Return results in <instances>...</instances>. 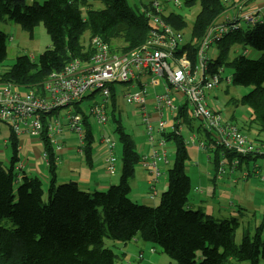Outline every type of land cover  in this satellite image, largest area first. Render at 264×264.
Listing matches in <instances>:
<instances>
[{
    "label": "trees",
    "instance_id": "16d2710c",
    "mask_svg": "<svg viewBox=\"0 0 264 264\" xmlns=\"http://www.w3.org/2000/svg\"><path fill=\"white\" fill-rule=\"evenodd\" d=\"M32 1L0 0V24L9 18L33 34L35 27L43 23L51 37V47L38 59L29 54L19 55L9 69L0 71V82L38 90L52 72L61 70L70 60H85L93 54L81 42L87 31L119 52H127L142 47L152 27L147 15L150 2L140 3L135 11L127 0H94L105 5L97 9L91 0ZM196 2L201 9L193 22L190 38L179 52L187 50L194 61L209 26L230 10L225 0H186L188 6ZM162 17L178 31L187 26L186 17L180 13L171 12ZM246 25L245 29L240 26L218 41L220 50L217 57L211 58L210 65L213 69L231 67V83L254 87L242 96L241 102L253 108L264 136V20ZM241 40L261 51V56L238 54L230 59L233 44ZM7 55L8 35L0 27V64ZM114 93L112 86L113 96ZM110 110L108 106V115L115 120L122 143L121 175L119 182L92 192L73 180L59 182L54 146L47 135L41 138L51 163L49 187H44L40 176L17 169L21 144L11 127L9 167L0 161V264H115L117 255L105 246L106 237L125 243L139 237L159 246L179 264H196L199 255V264H245L243 261L262 264L261 227L252 236L245 234L241 245H237L234 239L240 224L237 218L217 221L200 208H190L192 181L187 171L189 153L182 132L164 133L167 140H174L176 150L173 166L167 172L168 187L162 192L159 204H141L130 197L131 179L143 157L117 115L116 103H112ZM188 112L186 105H182L176 115L190 124ZM94 141L93 126L88 125L81 145L88 161L93 158ZM222 150L214 152L217 165ZM6 219L13 221V227L2 224Z\"/></svg>",
    "mask_w": 264,
    "mask_h": 264
},
{
    "label": "built area",
    "instance_id": "2783aa9c",
    "mask_svg": "<svg viewBox=\"0 0 264 264\" xmlns=\"http://www.w3.org/2000/svg\"><path fill=\"white\" fill-rule=\"evenodd\" d=\"M162 11L160 0L150 2L147 15L152 27L140 48L119 52L96 36L92 40L94 52L90 57L70 60L64 68L52 72L38 90L0 82V122L9 124L19 137L23 134L40 138L47 135L54 142L65 132L71 131L78 135L83 145L87 126H93L90 118L99 125L109 121L108 102L112 86L127 83L130 87H140L136 91L129 88L124 91V96L127 103L140 108L153 147L151 156L147 154L142 158L143 164L153 172L150 182L152 197L157 193L156 186L163 174L160 163H168L164 133L182 132L185 121L183 117H177L182 105L190 108L193 117L200 122L199 128L210 137L206 139L194 134L189 141L214 152L223 149V157L217 166L218 177L228 172L233 174L242 168V178L254 175L264 182V168L261 165L255 164L254 169L244 167L251 160L264 158V139L250 138L239 126L225 120L218 107L209 103L208 91L223 82L229 84L231 77L225 78L224 67H211L212 57L206 51L225 34L242 26L241 19L251 24L263 21L264 4L236 16L223 14L207 29L197 47L195 61L187 50L179 53L188 38L185 39L182 31L164 22ZM149 87L154 89L152 111L148 109ZM97 91L100 92V99L92 103L89 113L77 109L82 100L94 97ZM62 109H67L65 114L61 113ZM166 109L179 120L169 127L164 119ZM101 144L107 171L114 174L117 170L115 141L103 135ZM43 158L50 166L47 151ZM54 162L60 163L58 155H55Z\"/></svg>",
    "mask_w": 264,
    "mask_h": 264
},
{
    "label": "rangeland",
    "instance_id": "374dc122",
    "mask_svg": "<svg viewBox=\"0 0 264 264\" xmlns=\"http://www.w3.org/2000/svg\"><path fill=\"white\" fill-rule=\"evenodd\" d=\"M28 3L33 2L32 0H27ZM39 3H43L45 0H37ZM141 1V0H140ZM144 2L148 0H142ZM163 3H171L168 4L170 8L176 11V13H180L186 17L187 26L184 30H182L185 39L190 38L192 32L193 22L196 18V15L201 9L200 3L196 2L195 4L188 6L186 4V0H162ZM94 6L97 8H104L105 5L101 1H94ZM130 6L137 11L139 7V3L137 0H127ZM233 0H229L226 2L228 5L231 4ZM240 4V3H239ZM238 4V6H239ZM264 4V0H253L249 3L246 11H251L252 8L256 6H261ZM243 12V11H242ZM241 12V13H242ZM245 12V11H244ZM164 15V11H162ZM227 14V13H224ZM241 23L243 28L245 29L248 25L246 21L241 19ZM1 29L8 35V55L6 59L0 64V71H5L9 69L17 60V57L21 54H29L30 56L38 59L39 55L44 52L47 48L51 47L52 40L47 32V29L43 23L37 25L34 29L33 34L29 31L24 30L21 25L14 22L13 20L6 18L0 24ZM96 37V36H94ZM91 33L87 31L81 37V42L84 44L85 49L91 51L92 47V40L93 38ZM99 37V36H98ZM119 44V43H117ZM91 46V47H90ZM117 46V45H116ZM116 51H119L115 48ZM219 46L218 42L211 44L210 48L206 50L210 57H217L219 53ZM248 51L247 54L249 57L252 58H259L262 54L261 51L253 48L252 46L245 43L244 40L239 41L238 43H234L231 52H230V59H233L238 54H244V51ZM92 53V52H91ZM92 55V54H91ZM91 55L87 56L90 57ZM225 73L224 76L232 77L233 68L231 67H224ZM115 93L109 99V110L111 108L112 103H116L117 110L116 113L122 119V124L127 132L132 134L135 142L137 143L138 149L141 153L147 154L149 150L153 147L150 145L145 151L147 144H151L148 137V130L147 126L143 121V117L140 113V109L136 105H132L127 103L126 98L124 96V91H127L129 88L132 91L138 90L140 87H130L127 83H117L114 85ZM25 88V87H22ZM254 87L253 86H243V85H235L233 83H225L223 82L219 87L208 91V100L209 103L214 106L218 107L225 120L232 122L239 126L241 130L248 135L250 138H258L263 139V134L259 131V121L255 118V114L253 112V108L249 105H245L241 102V98L243 95L249 93ZM154 89L149 87V102H153V95ZM152 95V96H151ZM100 99V92L97 91L94 97L87 98L82 100L77 107L81 108L82 112L89 113L90 107L92 103L96 100ZM67 109H62L61 113L65 114ZM190 111V108H188ZM111 111V110H110ZM191 113V112H190ZM164 119L167 121L168 127L174 125L179 120H176L167 109L165 110V117ZM196 120V130L189 129L186 124L184 123L182 133L184 135L189 158L186 161L187 171L188 174L191 176L192 181V190L190 193V201H192L193 197L197 195V189L203 187L206 189L212 197L218 198L221 196V193H228L230 195L231 192L236 194V199L239 203H237L233 208L234 211L230 212L228 215V219L237 218L239 220V226L235 232V242L237 245H241L243 236L245 234H250L251 236L256 232L258 228L261 227L262 233L264 235V192H263V185L259 177L257 176H250L247 179L238 178L235 183H229L223 187L220 186V183L213 182L212 177L214 176L215 169L217 166L216 161L214 160V151H206L205 149L200 148L195 143L189 141L190 137L194 134L201 136V133L197 129L199 125V121ZM90 121L93 122V132L95 135L94 141V148L93 150H97V146H101V138L103 135H108L116 142V149L115 153L117 156V164L119 165L116 174L122 169V143L119 138V132L116 130V122L109 116V121L103 125H99L95 123L93 118H90ZM156 124V123H155ZM11 130V126L7 123L0 122V143L6 145L9 149L10 147V140H9V133ZM75 141L76 145L80 147L81 142L79 137L75 134ZM5 139L7 142H5ZM165 148L168 152V157H170V161L168 163L161 162L160 167L163 171V175L160 179H166L167 177V170L173 166L174 158H175V150L176 144L174 140H167L165 143ZM209 155L211 158H209ZM223 156L220 157L222 159ZM84 159L85 156H84ZM2 164L5 167H9V162L2 161ZM255 164H259L264 168V158L259 157L256 160H251L249 163H245L244 167L248 169H254ZM140 165H138L137 170L140 169ZM214 172V173H213ZM210 173V175H209ZM242 169H238L236 175L241 177ZM114 174V176H117ZM208 174V175H207ZM121 175V172H120ZM119 175V176H120ZM226 177V178H225ZM225 179H228V176H225ZM51 178L46 179L43 177L44 187L47 189L49 187ZM119 181V180H118ZM202 181L208 183V185L204 184ZM227 181V180H226ZM60 182V181H59ZM199 182H202L200 184ZM117 183V182H116ZM60 184V183H59ZM216 184V185H215ZM215 185V186H213ZM209 186V187H207ZM168 187V183L166 187L162 189L160 184L157 185V190L160 191L158 195L155 197L158 199L162 192L165 191ZM81 188H85L84 185ZM95 187H92L91 191H94ZM208 188V189H207ZM232 190V191H230ZM234 194V196H235ZM135 195L131 194L130 197L134 200H137ZM243 196V197H242ZM45 199L47 200V194L45 195ZM160 200V198H159ZM157 203L147 204L150 206H157ZM142 202L141 200H138ZM138 203V202H137ZM142 204V203H141ZM144 204V203H143ZM221 206L224 204L222 202L219 203ZM217 214V213H216ZM219 216V215H218ZM224 216V215H223ZM217 217V221H221L224 218ZM2 224L13 227V221L10 219H6L2 222ZM139 243L135 242L134 239L130 242H121L119 240H114L112 238L106 237L105 238V246L110 247L114 250L117 257L115 260V264H179L175 259L171 258L168 254L162 252L159 246H154L150 242H146L143 239L139 238ZM154 250V251H153ZM143 253L142 257L140 254ZM201 261V255L198 256V260L196 264H199ZM236 262V260H234ZM245 264H249L248 261H243ZM264 264V260L262 262Z\"/></svg>",
    "mask_w": 264,
    "mask_h": 264
},
{
    "label": "crops",
    "instance_id": "0c3cea01",
    "mask_svg": "<svg viewBox=\"0 0 264 264\" xmlns=\"http://www.w3.org/2000/svg\"><path fill=\"white\" fill-rule=\"evenodd\" d=\"M151 1L152 0H148L144 2L141 0L138 3L144 4L147 2L149 3ZM252 1L253 0L233 1L234 3H231L233 5L229 6L230 10L228 14H230L231 16L239 15L242 11L244 12L247 10L246 7H248L249 3ZM161 4H162V9L165 15H168L171 12H176L175 10H173L172 8L168 6V4H171V3H168V2L163 3L162 1ZM152 105H153V102H149L148 109L150 111H152ZM108 106L110 107L109 102H108ZM136 106L138 107V105ZM190 112L191 111L188 112L189 113L188 117L191 119L190 124L187 122V120L185 121V124L189 129L196 130V125H195L196 120L193 117L192 113ZM197 129L199 130V132H203L199 128V125ZM74 134L78 137L76 133L67 131L64 133L63 136L58 137L55 140V142L53 140H50L54 146L55 155H58L61 158V162L56 163V173H57L58 180L61 182L72 181V180L76 181L78 182L80 187L84 185L85 187L84 189L90 192H92L91 191L92 187H95L94 189H105L109 187L111 184L119 182L118 180L120 179L119 175H120L121 169L117 174L115 173L117 176H114V174L108 173L106 169L103 146L102 145L97 146V150L93 151L92 160L88 161L86 157H85L86 159H84L85 153L83 152V148L81 147L82 144L80 145V147L76 145ZM7 140L5 139V142H7ZM20 144H21L20 152H19L20 161L16 164V168L21 170V172H26L32 175H38L41 178L43 177H46V179L51 178L50 166L46 163V161L43 158V155L46 152V148L44 146L42 138L38 136H31L29 134H23L22 136H20ZM147 145L148 146L146 147L145 151L150 146V143ZM59 146L61 147L59 148ZM151 151L152 149L149 150V152L147 153L149 156H151L152 154ZM141 154H142V157L144 155H147L143 153ZM11 156H12V150L9 149L6 145H3L2 143H0V161H6V162H9L10 164ZM168 161H170V157H168ZM139 165L141 166L140 169L137 170L136 168V172L133 178L131 179V187H132L131 194L135 195L133 197L137 199V200H134V199L133 200L138 203H142V204L143 203L144 204L157 203L160 197L157 199L155 196L152 197L151 195L152 190H151L150 182L153 179V172L151 169H148L143 164V162H141ZM217 166L215 169L216 170L215 173L213 172L214 176L212 177V180L216 184L217 182H219L221 187L228 185L229 183H235L237 182L236 180L238 178H242V173H241V177H238L236 175V172L238 170L234 171L233 174H229L228 172L226 175L222 177H218ZM118 167L119 165L116 163L117 170H118ZM242 172H243V169H242ZM225 176H228V179H225L226 178ZM202 182L204 184H202ZM202 182H199V183L202 185H208V183L204 181ZM167 183H168V180L166 179L161 180L159 178L157 185L160 184V187L164 189ZM206 191L207 190L204 189L203 187H200L197 189L196 191L197 195H195L192 201H190V208H194V209L200 208L205 213L213 215L214 217L215 216L222 217L224 215L223 218H228L229 213L234 211L233 207L237 203H239L237 200H235L236 197L238 196H236L234 192H231L230 195L228 193L223 192L221 193L220 197L215 198L210 195L211 193L209 194ZM159 192L160 191L157 190L156 194L158 195ZM138 200H141L142 202H139ZM220 202L224 204L221 206L219 204ZM217 217L215 218L217 219ZM134 241L139 243L138 237L134 238Z\"/></svg>",
    "mask_w": 264,
    "mask_h": 264
}]
</instances>
